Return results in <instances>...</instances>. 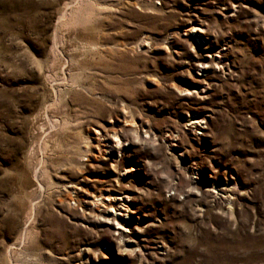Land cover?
Returning a JSON list of instances; mask_svg holds the SVG:
<instances>
[{
  "label": "rangeland",
  "instance_id": "1",
  "mask_svg": "<svg viewBox=\"0 0 264 264\" xmlns=\"http://www.w3.org/2000/svg\"><path fill=\"white\" fill-rule=\"evenodd\" d=\"M0 264H264V0H0Z\"/></svg>",
  "mask_w": 264,
  "mask_h": 264
},
{
  "label": "bare ground",
  "instance_id": "2",
  "mask_svg": "<svg viewBox=\"0 0 264 264\" xmlns=\"http://www.w3.org/2000/svg\"><path fill=\"white\" fill-rule=\"evenodd\" d=\"M195 27H192L190 31L194 32ZM202 122L199 118L196 120H193L190 122V125L192 128H195L196 130L201 128ZM145 132V131H144ZM98 133H96L97 135ZM109 142L108 145L104 146L106 149V152L104 150V153H108L112 155L113 153L120 152V149L122 147V143L119 141L117 136L114 134L112 139H107L105 141ZM132 171H135L133 169H129L126 171L127 173H130ZM174 186V183H173ZM96 202L100 204H104V218L107 221L106 225L108 226L107 229L112 233L111 227L109 226V223L112 222V229L115 231L114 234H117L119 237H122L125 232L128 231V228L131 226V221L134 220L133 215V198L130 197V195L127 192H121V193H108L107 195H97V199H95ZM94 200V201H95ZM92 209H94L93 206H91ZM130 239H121L120 238V244L122 247L130 248L131 250L134 249V245H132ZM122 247L118 245V249L122 250Z\"/></svg>",
  "mask_w": 264,
  "mask_h": 264
}]
</instances>
